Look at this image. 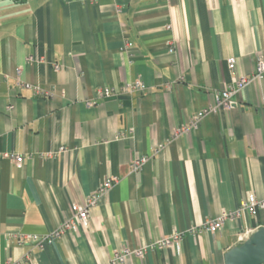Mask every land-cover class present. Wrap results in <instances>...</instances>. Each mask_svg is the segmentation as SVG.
Wrapping results in <instances>:
<instances>
[{"label":"crops","instance_id":"0c3cea01","mask_svg":"<svg viewBox=\"0 0 264 264\" xmlns=\"http://www.w3.org/2000/svg\"><path fill=\"white\" fill-rule=\"evenodd\" d=\"M259 60L264 0H0V264H111L175 233L128 264H225L238 233L264 225L262 208L204 228L246 193L264 198V77L190 121ZM138 77L146 88L126 89ZM113 175L88 228L19 244Z\"/></svg>","mask_w":264,"mask_h":264},{"label":"built area","instance_id":"2783aa9c","mask_svg":"<svg viewBox=\"0 0 264 264\" xmlns=\"http://www.w3.org/2000/svg\"><path fill=\"white\" fill-rule=\"evenodd\" d=\"M129 45V43H127ZM171 51H174V47L170 48ZM237 59L235 57L229 58V67L234 70L236 67ZM56 69L60 68L59 64H55ZM264 77V60H259L255 71L251 75L241 74V75H234L232 78V82L227 84L221 90H214L213 94L215 96V105L203 109L196 113L191 121V127H197L203 118L210 112L217 111L220 108H231L235 104H237L235 100V95L240 93L245 87L253 83V81L257 79H262ZM26 87H31L35 91H39L38 87H33L28 83H23ZM146 88V85L140 77L135 79L133 82L128 83L126 85V89L128 90H138L143 91ZM88 104H93L92 102H88ZM187 127L183 126L181 128V132L187 131ZM180 132V131H179ZM163 147V145H160ZM13 160L16 162L18 166H22L24 157L23 155H15ZM148 160L147 156L138 157L132 163L131 168L132 171L135 173H139L142 170L143 165ZM119 178L115 175L107 177L104 181L102 186L98 191L89 195L86 199L82 202H74L71 204L70 207V214L66 218V220L60 225L58 229H56L53 233L48 235L40 236L37 234L32 233H21L14 235L19 244H25L28 241H32L36 244V246L42 248L45 243L52 242L56 237L60 236L61 234L65 233L66 231L76 232L79 228H88L89 227V220L91 215V208L95 206L100 197V193L105 191L106 189L111 188L116 182H118ZM264 208V198H258L254 192H248L242 199L240 206L229 212H224L222 215L209 219L204 228L215 232L217 229L223 227L225 222L227 221H234L237 220L242 214L248 212L253 216H256L259 209ZM252 233V229H246L240 233H238V238L241 242L249 237ZM180 238V233H175L172 237L165 238L158 243H152L147 246H143L140 248H133L130 247H123L119 250H116L113 256L111 257V264H128L130 258L132 256H138L144 258L148 249H153L156 247H164L166 245L171 244L173 241H177Z\"/></svg>","mask_w":264,"mask_h":264},{"label":"water","instance_id":"95a60500","mask_svg":"<svg viewBox=\"0 0 264 264\" xmlns=\"http://www.w3.org/2000/svg\"><path fill=\"white\" fill-rule=\"evenodd\" d=\"M225 264H264V225L227 250Z\"/></svg>","mask_w":264,"mask_h":264}]
</instances>
